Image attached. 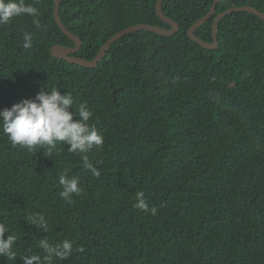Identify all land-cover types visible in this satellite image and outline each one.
<instances>
[{
  "label": "trees",
  "instance_id": "trees-1",
  "mask_svg": "<svg viewBox=\"0 0 264 264\" xmlns=\"http://www.w3.org/2000/svg\"><path fill=\"white\" fill-rule=\"evenodd\" d=\"M55 1L26 0L39 27L27 15L0 25V110L55 87L71 94L73 112L87 106L104 144L81 154L58 143L47 156L14 147L0 131V223L17 237L15 258L0 256V264L43 257L42 239L73 244L52 264H264V19L227 15L219 46L208 49L189 29L215 0H167L178 32L128 33L89 68L52 54L56 44L75 46ZM157 1L64 0L60 14L83 40L76 55L92 60L127 27L171 28ZM246 5L264 12V0H221L196 35L212 42L217 15ZM85 155L99 177L84 168ZM65 172L82 189L70 202L59 195ZM137 192L148 211L134 206ZM38 215L46 232L29 220Z\"/></svg>",
  "mask_w": 264,
  "mask_h": 264
},
{
  "label": "clouds",
  "instance_id": "clouds-1",
  "mask_svg": "<svg viewBox=\"0 0 264 264\" xmlns=\"http://www.w3.org/2000/svg\"><path fill=\"white\" fill-rule=\"evenodd\" d=\"M32 16L33 23L39 27V16L37 9L26 0H0V25H5L17 17ZM32 36L24 33L23 47L31 48ZM74 100L70 93L61 94L58 88L41 90L35 98H24L14 103L11 107L0 110V131L7 135L11 144L16 147L26 148L29 152L40 147L47 150L48 155L57 148V144L68 146L69 152L81 154L99 149L104 144V138L94 127H90L88 121L92 112L86 105L80 104L78 112H73ZM78 114V119L74 115ZM83 166L94 177L100 176V171L89 161L85 155ZM59 184L62 187L59 195L65 201L71 200L73 194H79L82 189L79 186V179L76 176H69L67 172L59 176ZM136 208L144 211L149 210L144 193H136ZM152 214L156 209H151ZM29 220L37 228L47 231V221L43 215L31 216ZM6 237V238H5ZM17 237L11 233L9 228L0 223V256L8 259L15 258L13 245ZM39 246L45 255H25L21 259L24 264H52L53 258L59 260L67 259L72 252L73 244L65 239L56 244H50L47 240H41ZM82 250V249H81Z\"/></svg>",
  "mask_w": 264,
  "mask_h": 264
},
{
  "label": "water",
  "instance_id": "water-1",
  "mask_svg": "<svg viewBox=\"0 0 264 264\" xmlns=\"http://www.w3.org/2000/svg\"><path fill=\"white\" fill-rule=\"evenodd\" d=\"M64 0H56L55 5H54V15L55 19L61 28V30L75 43V46H68V45H62V44H56L52 47L51 51L52 54L60 59H65L69 61L70 63L73 64H78V65H83L85 67L89 68H96L99 63L103 60V58L107 55V52L110 50L111 46L113 43H115L117 40H119L121 37L124 35L135 32V31H140V30H149L156 32L158 34L166 35V36H172L179 30V26L175 20L170 18L169 16L166 15V13L163 10V4L167 0H158L157 1V12L158 15L164 20V22H167L171 24V28H166L164 26H158V25H153L149 23H142V24H135L130 27H127L121 31H119L117 34L112 36L106 43H104L99 50L97 56L90 60L83 58L81 56L76 55L78 53L82 46H83V40L81 37L76 35L74 32H72L65 24L63 23L61 14H60V9H61V4ZM221 0H215L214 5L210 9V11L202 18L197 20L189 29V36L199 42L203 47L208 48V49H216L219 46V40H218V33H219V25L220 22L224 17L227 15L238 12V11H246V12H252L258 16H260L262 19H264V12L260 11L257 9L255 6L252 5H246V6H234L229 9H227L224 12H221L217 15L214 25H213V38L214 40L212 42L206 41L199 36L196 35V30L204 25L217 11V5L219 4Z\"/></svg>",
  "mask_w": 264,
  "mask_h": 264
}]
</instances>
